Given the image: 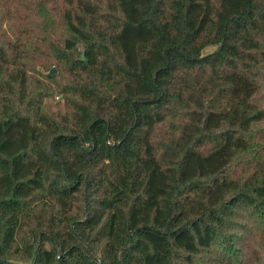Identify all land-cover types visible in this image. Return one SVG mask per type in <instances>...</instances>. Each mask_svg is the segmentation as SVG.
Returning <instances> with one entry per match:
<instances>
[{
	"label": "trees",
	"instance_id": "16d2710c",
	"mask_svg": "<svg viewBox=\"0 0 264 264\" xmlns=\"http://www.w3.org/2000/svg\"><path fill=\"white\" fill-rule=\"evenodd\" d=\"M0 264H264V0H0Z\"/></svg>",
	"mask_w": 264,
	"mask_h": 264
},
{
	"label": "water",
	"instance_id": "95a60500",
	"mask_svg": "<svg viewBox=\"0 0 264 264\" xmlns=\"http://www.w3.org/2000/svg\"><path fill=\"white\" fill-rule=\"evenodd\" d=\"M80 59H81L82 61L88 63V60H87V58L85 57V53H84V52L81 54ZM56 73H57L56 68H52V70L48 73V76H49V77H53V76L56 75Z\"/></svg>",
	"mask_w": 264,
	"mask_h": 264
},
{
	"label": "rangeland",
	"instance_id": "374dc122",
	"mask_svg": "<svg viewBox=\"0 0 264 264\" xmlns=\"http://www.w3.org/2000/svg\"><path fill=\"white\" fill-rule=\"evenodd\" d=\"M62 100H63L62 96H60V95L56 96V101H62Z\"/></svg>",
	"mask_w": 264,
	"mask_h": 264
}]
</instances>
